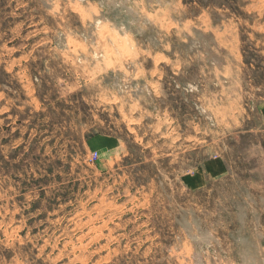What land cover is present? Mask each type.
Masks as SVG:
<instances>
[{"label": "rangeland", "instance_id": "rangeland-1", "mask_svg": "<svg viewBox=\"0 0 264 264\" xmlns=\"http://www.w3.org/2000/svg\"><path fill=\"white\" fill-rule=\"evenodd\" d=\"M0 264H264V0H0Z\"/></svg>", "mask_w": 264, "mask_h": 264}]
</instances>
